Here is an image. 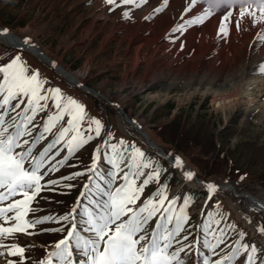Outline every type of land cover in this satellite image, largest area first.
I'll return each instance as SVG.
<instances>
[{
  "label": "rangeland",
  "instance_id": "374dc122",
  "mask_svg": "<svg viewBox=\"0 0 264 264\" xmlns=\"http://www.w3.org/2000/svg\"><path fill=\"white\" fill-rule=\"evenodd\" d=\"M160 2L161 0H149L141 8L132 10L130 19H125L121 15L123 8L108 11V6L102 5L101 0H0V27L23 39L30 38L33 44L38 45L69 72L76 74L84 85L107 97L104 100L90 95L74 84L67 83L51 66L30 53L0 42V66L19 54L28 67L29 74L38 71L39 78L46 81L44 89L59 88L64 96L72 97L85 106L86 118L81 123V131L85 138L88 135L94 137L76 150L63 166H58L57 171L46 175L41 181L42 184L49 180H57L59 183L39 193L30 205L33 211L26 218L51 216L54 219L37 225L35 229H29L35 235L17 233L3 241L9 245L19 244L26 249L25 264H39L53 250L55 242L64 237L66 231H42L61 227L67 229L70 226V221L57 222L56 218L67 215L76 207L72 216L79 226L86 219L83 209L89 207L95 210V206L89 204L87 196H80V192L84 190L83 185L90 184L87 177L90 174L88 169L92 165L93 152L99 149L97 169L104 174L105 180L111 179L108 173L117 171L109 163L113 155L111 145L119 144L121 140L124 145L120 151L124 153L125 163L121 165L122 171L117 174L112 190L123 182L119 176L127 171V159L134 145L144 153L143 161L152 163V167L143 170L145 173H151L156 166L161 169L159 180L151 182L145 188L138 204H142L144 199L165 183L168 199L176 198L177 211L183 205L185 196L192 198L186 208L188 220L181 237L188 235L189 240L185 243L195 242V246L186 255L182 253L185 264H203L205 258H217L204 247V243L214 242L212 232L219 229L228 233L226 243L229 246L238 238L237 233L244 231L246 235L243 243H255L258 248L264 249V235L255 230L257 225L264 224V215L256 209H245L243 201L246 194L264 193V97L260 99L264 94V84L255 88L251 106L243 103L237 107L239 110L229 114L228 111L222 112L215 108L211 95L196 92L193 88L188 90L183 74L174 79L171 75H166L167 78L159 75L148 79L149 64L163 61L166 50L174 46L179 34L171 33L170 30L151 48L148 46V37L154 33L152 28L156 26L155 31L160 28V19L168 15L171 0L164 11L145 19ZM176 12L173 14H177V25L182 11ZM136 49H139L137 63L134 61ZM151 54L154 58L148 63ZM176 65L178 63H173L169 69L176 68ZM167 83L173 84L171 88H165ZM117 91L119 94L113 96ZM110 101L118 102L130 119L153 135L165 154L173 159L180 157L185 160L196 178L214 184L217 191L211 198L208 190L194 180L185 181L183 170L177 169L175 163L148 148L131 128H125L120 119L122 114L118 113ZM15 103L16 101L12 102L13 107ZM52 104L53 101L49 100L48 108L36 114L32 125H29L32 137L26 136L23 139L31 140L42 131L47 116L56 111ZM22 109L23 105L17 111ZM28 114L31 115L30 112ZM13 116L16 113L9 110L6 121H10ZM90 118L101 122L103 127L99 136L95 135V125L88 124ZM62 126H67V117L50 133L44 134L45 138L36 145L33 155H38L55 138ZM89 127L93 129L92 132L87 131ZM71 135L66 139H70ZM57 151L60 154L55 156V160L68 155L63 142L52 149L50 155ZM76 172H83L85 175L63 179ZM241 176H244L243 180L240 179ZM94 179L105 191L108 190V185L103 180L97 177ZM143 179L144 177L137 179V186ZM67 185L72 187H66ZM229 186H233L235 191L227 190ZM89 195H92V199H107L91 193ZM217 220L220 221L219 224H216ZM154 223L155 218L152 221L153 225ZM228 225H235V231L229 229ZM78 230L87 237L88 234L83 232L82 227H78ZM72 250L73 264H78L80 256L74 245ZM228 250V247L221 245L216 251L224 254ZM259 255H264V252ZM0 264H6L4 257H0ZM52 264H59L55 257L52 258ZM236 264L241 262L237 261Z\"/></svg>",
  "mask_w": 264,
  "mask_h": 264
},
{
  "label": "snow or ice",
  "instance_id": "6c2138e0",
  "mask_svg": "<svg viewBox=\"0 0 264 264\" xmlns=\"http://www.w3.org/2000/svg\"><path fill=\"white\" fill-rule=\"evenodd\" d=\"M101 3L108 6V11L123 8L122 17L130 19L132 10L141 8L149 3V0H101ZM168 5L169 0H161L159 6L154 7L145 19L161 13ZM208 5L200 8V0H186L181 13L182 22L175 25L171 33L182 34L188 27L203 24L213 17V9H216L219 10L218 36L227 38L233 25L238 32L246 31L248 29L243 25L248 21L251 28L259 27L255 40L258 41V46H264V0H208ZM189 14L191 16L185 19ZM8 32L6 28L0 29V36H6ZM4 43L7 44L8 41L5 40ZM23 44L30 46V38L26 37ZM258 70L260 74H264V60L258 63ZM0 74V257L5 258L6 264H25L26 249L19 244L9 245L3 241L17 233L35 235L36 233L29 229H35L37 225L54 219L51 216L26 218L28 213L33 211L30 205L39 193L59 183L57 180H49L42 184L41 181L46 175L57 171L58 166H63L76 150L94 137L88 135L85 138L81 131V123L86 118L85 106L72 97L64 96L59 88L44 89L46 81L39 78L38 71L29 74V69L19 54L0 66ZM49 100L53 101L52 107L56 111L47 116L39 134L31 140L23 139L26 136L32 137L29 125H32L37 113L48 108ZM13 101H16L14 107ZM22 105L23 109L17 111ZM9 110L15 112L16 116L6 121ZM65 117L67 126H62L55 138L38 155H33L36 145L45 138L44 134L50 133ZM88 124L95 125V135L99 136L103 127L101 122L90 118ZM87 131L92 132L93 129L89 127ZM69 134H72L71 138L66 139ZM62 142L68 155L55 160V156L60 154L59 151L54 155L50 153ZM123 145L122 140L119 144L111 145L113 155L109 163L117 171L109 172L111 179L108 180H105L104 174L97 169L99 149L93 152L92 165L88 169L90 174L87 177L90 184L83 185L84 190L80 192V196H87L89 204L94 205L95 210L85 207L83 216L86 219L78 226L72 216V213L76 212V207H73L67 215L56 218L57 222L70 221L67 229H43L45 232L66 231V235L55 243L53 250L48 252L39 264H52L53 257L59 264H73V245L80 256L78 264H185L182 253L186 255L187 251L195 246V242L185 243L189 240L188 235L181 237L188 220L186 208L192 198L185 196L183 205L177 211L176 198L168 199L165 183L144 199L142 204H138L145 188L151 182L159 180L161 169L156 166L151 173H145L143 170L152 167V163L144 162V153L134 145L127 159V171H123L122 176H119L123 182L112 190L117 174L122 171L121 165L125 163L124 153L120 151ZM54 160L55 163H52ZM174 166L177 169L184 168L180 157L175 158ZM83 175L85 173L76 172L63 179H75ZM194 175L192 171L182 172L185 181L193 180ZM94 177L103 180L108 185V190L105 191L96 183ZM140 177L144 179L137 186V179ZM240 179L243 180L244 176ZM66 187L70 188L72 185ZM206 187L211 198L217 188L212 183H208ZM89 193L107 199H92ZM219 223L217 220L216 224ZM78 227H82L83 232L88 234L87 237L81 234ZM228 228L235 231V225H228ZM255 230L264 235V224L257 225ZM237 235L238 238L229 246L226 243L228 233L224 229L214 230V242L205 241L204 247L217 258H205L203 264H236L237 261L241 264H264V255H259L264 249L258 248L255 243H243L246 235L244 231L238 232ZM221 245L229 248L224 254L216 251Z\"/></svg>",
  "mask_w": 264,
  "mask_h": 264
},
{
  "label": "bare ground",
  "instance_id": "6f19581e",
  "mask_svg": "<svg viewBox=\"0 0 264 264\" xmlns=\"http://www.w3.org/2000/svg\"><path fill=\"white\" fill-rule=\"evenodd\" d=\"M185 3L186 0H171L170 7L167 12L168 15L163 17L164 19H160V28L157 31H155L156 26L152 28L154 33L152 32L153 34L148 37V46H150V48L156 41L163 38V36L176 25L177 14L174 16V12H176V10L182 11ZM207 6H209L208 0H200V8ZM218 11L219 10L213 9V17L203 24L188 27L182 34L178 32L179 34L176 38L177 40L174 46L172 48H168L167 50L165 49L166 52L165 57H163L164 60L162 59L163 61L157 63L153 61V64H149L148 79L150 77L156 78V76L159 75L166 78L171 75V78L174 79L178 75L183 74L182 76L185 81V86L186 88H189L188 90L193 88L196 92L211 95V101L215 105V108L222 112L228 111L230 114L243 103L251 106V104H253L252 96L254 94V90H256L255 88L258 89V87L264 84V75L258 73V63L264 60V46H258V41L255 40V33L259 31V27L255 29L251 28L248 21H245L243 25V27L248 30L238 32L233 25L231 26L230 35L227 38L218 36ZM179 16L180 17L178 18L181 19V14ZM190 16L191 14L185 16L184 18L187 19ZM162 21H166V23H162ZM181 22L182 19L179 23ZM5 40L8 41L6 44L7 46L26 51L35 56L41 62L51 66L30 47L31 45H34L43 57L56 62L38 45L33 44L32 42L30 46L24 45V39L13 32H10V34H7L6 36H0V42L4 43ZM163 46L166 45L163 44ZM213 52H215L214 55ZM138 55L139 49H136L134 55V61L136 63L138 61ZM152 58L154 57L151 54L150 58H148V63L151 62ZM175 62L178 63V66L176 65V68L174 67L173 69H169ZM56 63L62 68V72L55 70L51 66L54 71L61 75L67 83L75 84L72 80L67 79L66 74H69L71 79H78L77 75L69 72L66 68L59 64V62ZM78 80L82 82L81 79ZM172 85V83H167L165 88L169 89ZM119 91L113 93V96H117ZM98 94H100L102 99L107 100L106 95L101 93ZM263 97L264 94L261 95L260 99ZM114 103L120 106L118 102ZM237 110H239V108ZM120 119L125 128H131L148 148L156 151L152 146L159 145L152 137L153 135L151 136L148 131L144 130L132 119L131 121L136 123L140 133L135 131L133 125L126 121L123 115L120 116ZM170 158L173 159L172 157ZM183 162L185 167L194 173V171L188 166L187 162L185 160ZM182 170L186 171L184 168ZM194 176L196 177V175ZM194 182L198 184L195 180ZM202 182L206 187L208 183L204 181ZM198 185L200 186V184ZM221 188L224 189L223 186ZM227 190L235 191L233 186H229ZM243 199L245 209H256L264 215V193H258L255 195L246 194L243 196Z\"/></svg>",
  "mask_w": 264,
  "mask_h": 264
},
{
  "label": "water",
  "instance_id": "95a60500",
  "mask_svg": "<svg viewBox=\"0 0 264 264\" xmlns=\"http://www.w3.org/2000/svg\"><path fill=\"white\" fill-rule=\"evenodd\" d=\"M0 29H3L2 27H0ZM8 34H10V32H8ZM35 52H37L39 55H40V57H42L45 61H47L55 70H59V71H61L62 72V68L56 63V62H54V61H52V60H50V59H47L46 57H43V55L38 51V49L34 46V45H31L30 46ZM53 65H55V66H53ZM66 76H67V79L68 80H72V82L73 83H75L74 85L75 86H77V87H79V88H81L83 91H85V92H87V93H89L90 95H92V96H95L96 98H100V95L98 94V93H95L94 92V90L92 89V88H90V87H88V86H86V85H84L80 80H78V79H71L70 78V76H69V74H66ZM112 106H114L117 110H118V113H120V114H122L123 115V117L126 119V121H128L130 124H132L133 125V127H134V129H135V131L136 132H138V133H140V131H139V128H138V126L136 125V123L134 122V121H131V119L130 118H128L123 112H122V110L120 109V106H118L117 104H115V103H112V102H109ZM152 146V145H151ZM164 159H166L167 161H169V162H171V163H175V160H173V159H171L168 155H166L165 153H164V151H163V149L162 148H160L159 146H152ZM183 162V161H182ZM183 165H184V169L186 170V171H190L189 169H187L186 167H185V164H184V162H183ZM194 178V180L198 183V184H200L201 186H204V184H203V182L201 181V180H198V179H196V177L194 176L193 177Z\"/></svg>",
  "mask_w": 264,
  "mask_h": 264
}]
</instances>
